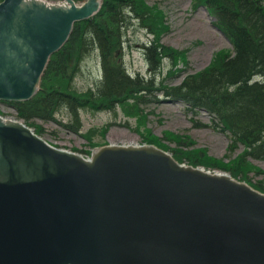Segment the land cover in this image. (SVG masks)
I'll return each mask as SVG.
<instances>
[{"label": "water", "instance_id": "water-1", "mask_svg": "<svg viewBox=\"0 0 264 264\" xmlns=\"http://www.w3.org/2000/svg\"><path fill=\"white\" fill-rule=\"evenodd\" d=\"M18 2L7 0L0 6V87L14 75L22 76L21 59L7 48ZM96 5L91 2L76 16L90 14ZM152 152L114 147L96 154L93 163L68 154L58 158L21 127L0 122V264H38L30 248L43 256V264H52L54 256L93 257L88 264H264V196L227 177L201 176L184 206L179 197L186 191L163 192L165 211L155 243L133 256L129 247L135 243L111 239L105 220L83 223L90 190L112 188L117 180L130 184L150 178L161 161ZM67 176L81 180L76 183L81 190ZM43 222L54 236L47 246L31 237L36 234L26 233ZM73 222L83 236L67 235L64 229ZM103 240L116 246L105 248Z\"/></svg>", "mask_w": 264, "mask_h": 264}, {"label": "rangeland", "instance_id": "rangeland-1", "mask_svg": "<svg viewBox=\"0 0 264 264\" xmlns=\"http://www.w3.org/2000/svg\"><path fill=\"white\" fill-rule=\"evenodd\" d=\"M149 5H158L165 13L166 22L170 30L163 35L162 42L179 50L186 51L185 63L180 62L173 74H169L172 61L165 60L164 74L170 85H176L188 73L201 71L209 65L214 54L224 48L231 47L215 24L213 16L204 8H194L193 0H145ZM134 26L129 32L130 41L126 42L123 55L132 74L147 73V63L139 45L150 37L144 30L135 32ZM125 52V53H124ZM121 57V56H120ZM99 55L94 53L86 57L81 64V70L75 79L74 90L77 93L87 90L93 85L94 76L98 74ZM88 69V70H87ZM3 105L0 104V109ZM144 118H140V125L134 118H128L120 110H102L81 108L76 114L69 115L63 111L57 117L63 122L71 120L75 123L79 133L66 129L63 125L52 121H37L44 127V137L50 142L69 149L92 152L94 144L106 139L109 142H141L144 139L159 140L165 145L175 147L174 140L188 139L194 142L191 148H204L215 160L214 164L228 165L236 163L242 170L256 167L264 170V160L243 159L239 162V154L243 150L239 147L231 151L228 147L229 138L226 134L211 128L212 119L201 112L193 119L186 115L181 102L161 100L144 106ZM129 119L128 127L125 122ZM97 145V144H96ZM251 163L256 167L246 165ZM243 171V170H242ZM256 182L260 176L254 171H243Z\"/></svg>", "mask_w": 264, "mask_h": 264}, {"label": "trees", "instance_id": "trees-1", "mask_svg": "<svg viewBox=\"0 0 264 264\" xmlns=\"http://www.w3.org/2000/svg\"><path fill=\"white\" fill-rule=\"evenodd\" d=\"M207 3L233 37L236 54L200 75L189 76L181 92L192 103L215 112L238 140L261 155L264 152V82L250 84L249 80L256 73H264V0H208ZM89 34L92 39L98 38L102 47L106 45L103 32L97 26H91ZM120 74L118 68L105 70L101 87L104 94L124 92L128 84L135 87ZM205 77L214 80L209 84ZM221 85L237 88L224 95L220 92ZM26 107L31 112L45 113L51 105L43 98Z\"/></svg>", "mask_w": 264, "mask_h": 264}, {"label": "bare ground", "instance_id": "bare-ground-1", "mask_svg": "<svg viewBox=\"0 0 264 264\" xmlns=\"http://www.w3.org/2000/svg\"><path fill=\"white\" fill-rule=\"evenodd\" d=\"M218 16V15H217ZM218 18L220 20H222L219 16ZM227 38H229L228 36H226ZM214 79L210 78V77H205V81L209 84H211L213 82ZM264 82V73H256L252 76V78L249 80V83L252 84L254 82ZM237 88L236 86H225V85H221L220 86V92L224 95H229L231 94L232 90ZM37 243H39V241H37ZM47 245V243H46Z\"/></svg>", "mask_w": 264, "mask_h": 264}]
</instances>
